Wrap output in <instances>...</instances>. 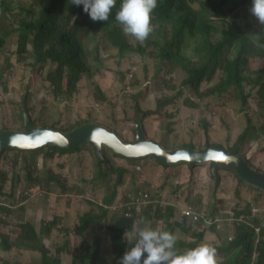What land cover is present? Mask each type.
Listing matches in <instances>:
<instances>
[{"label":"rangeland","instance_id":"374dc122","mask_svg":"<svg viewBox=\"0 0 264 264\" xmlns=\"http://www.w3.org/2000/svg\"><path fill=\"white\" fill-rule=\"evenodd\" d=\"M49 1L0 0V132H24L25 116L37 128H54L62 133L98 124L129 143L135 142L140 128L147 140L151 137L149 141L167 151L216 147L230 153L237 148L253 170L264 174V109L258 105L256 90L248 95L250 82L243 83L244 96H249L247 103L239 97L235 85L222 93L216 87L225 79L221 71L199 89L183 86L188 77L184 69L204 63L196 50L201 43L198 36L186 34L182 43L174 45L173 56L162 59L158 44L172 38V22L158 9L151 14L153 32L143 44L126 36L119 23L127 43L120 47L113 44L110 29L105 26L78 32L81 58L90 76L81 75L74 95L68 96L65 82L63 92L55 95L47 76L57 65L49 61L41 66L31 44L25 54L19 53L18 44L20 22L36 20ZM120 2L116 0L115 8ZM235 4L236 0H192L190 7L194 15L222 26ZM261 30L264 32V28ZM131 45L138 50H131ZM249 67L261 68L264 62L250 59ZM255 77L252 74L250 79ZM52 147L34 152L7 149L0 155V264H54L57 254L61 264H73L92 248L99 264H118L106 232L125 210L135 221L144 217L152 228L175 234V246L179 247V242L194 247L212 244L217 249L218 264L233 255L236 259L243 255L241 248L231 247L238 223L246 222L253 228L254 220H258L264 230V190L240 181L233 170L196 165L194 168L206 167L203 181L192 172L182 186L165 179L159 182L160 190L151 191L150 180L144 175L159 177L156 172L130 169L123 163L128 159L106 147L101 150V158L89 144L64 155ZM146 160H152L161 174L173 168L153 157ZM118 164L129 171L115 166ZM120 175L117 198L110 207H104L103 200L112 194ZM187 179L182 176L180 180ZM126 192L137 193L131 199ZM160 192L167 204L162 208L156 199ZM175 202L177 207L172 206ZM187 206L193 209L197 221L182 217L181 210ZM84 222L89 224L87 230L76 234ZM43 232L47 242L43 241ZM26 234L36 238L27 240ZM18 243L31 250L15 247ZM7 246L10 248L3 250ZM187 249L180 247V252ZM259 256L260 251L255 249L250 264H255Z\"/></svg>","mask_w":264,"mask_h":264},{"label":"trees","instance_id":"16d2710c","mask_svg":"<svg viewBox=\"0 0 264 264\" xmlns=\"http://www.w3.org/2000/svg\"><path fill=\"white\" fill-rule=\"evenodd\" d=\"M191 1L157 0L155 9L160 11L163 18L172 22V38L170 41L164 42L163 45L158 44L160 57L162 59L172 57L174 45L182 43L186 34L198 36L201 47H197L196 50L199 61H204V63L201 66H191L184 69L188 77L183 86L199 89L204 81L211 80L215 73L217 75L221 71L225 79L216 87L222 93L227 92L231 86L235 85L239 91V97L243 99L244 103H247L248 95L251 91L256 90L258 105L264 109V67L256 69L249 67L250 59L260 58L264 62V32H262L258 22L252 20L249 15V0H236L235 7L227 14L225 24L222 26L205 17L194 15V11L190 7ZM118 9L112 10L106 22H94L83 11L82 5L71 4V0H50L49 4L39 11L36 20L20 22L18 28L19 53L25 54L28 45L31 44L36 61L41 66L49 61L55 63L57 67L48 74L47 81L54 88L55 95L63 92L65 82L66 93L68 96H72L77 90V83L81 75L90 76V70L81 58L83 48L78 43L77 33L83 30L91 32L105 26L110 29L113 44L116 47L127 44L120 27L117 25L118 22L115 20V13ZM234 9L235 11L232 12ZM2 44L3 40L0 39V48ZM130 49L137 51L138 47L135 48L131 45ZM252 74H255L256 77L250 79ZM245 81L250 82V91L246 96L243 93ZM244 136L239 138L240 142L243 141ZM52 149L59 155H64L77 151L79 148L62 150L52 147ZM237 178L241 181L238 176ZM121 184L122 175L115 183L112 194L103 200L104 207H110L116 200L117 189ZM103 215L106 217L105 211ZM133 224V218L123 215L114 224H109L107 227L106 237L109 238L111 251L119 260L129 247L124 234L131 230ZM254 224L253 228L248 226L246 222L237 224L235 238L231 240V247L235 250L241 248L243 255L240 259H236L233 255V257L219 264H250L255 249L260 251V256L254 263L264 264V230L260 227L258 220H254ZM88 226L89 224L84 222L82 228H77L76 234L82 235ZM25 236L27 240L36 238L34 234H26ZM178 245L179 247L175 246L178 251H180V247L194 248L193 245L183 242H179ZM18 246L21 247L20 244ZM9 248V246L4 247L3 250ZM4 264L14 263L5 262ZM54 264H61L58 254L54 258ZM73 264H99L96 249L92 248L87 253H82Z\"/></svg>","mask_w":264,"mask_h":264},{"label":"clouds","instance_id":"9594fccd","mask_svg":"<svg viewBox=\"0 0 264 264\" xmlns=\"http://www.w3.org/2000/svg\"><path fill=\"white\" fill-rule=\"evenodd\" d=\"M71 4L82 5L92 21L106 22L116 7V0H71ZM156 7L157 0H121L115 20L126 36L143 44L153 32L151 14ZM248 12L264 28V0H249ZM133 225V230L124 234L130 246L119 264H218L217 249L210 243L180 252L175 247V234L152 228L144 217Z\"/></svg>","mask_w":264,"mask_h":264},{"label":"water","instance_id":"95a60500","mask_svg":"<svg viewBox=\"0 0 264 264\" xmlns=\"http://www.w3.org/2000/svg\"><path fill=\"white\" fill-rule=\"evenodd\" d=\"M24 132H15L12 130H4L0 132V155L7 149L20 150L23 152H34L52 145L62 150L76 149L84 144H89L94 149L95 153L101 158V146L98 141V134L101 133L103 137L110 139L113 142L117 141L123 144L125 147H141L143 145L154 147V151L142 154V155H128L118 151L114 147L108 145L106 148L110 149L116 155L131 160L139 161L147 157H153L154 160L160 162L164 166H174L177 164H188L192 167L196 165H209L211 170L216 168H226L233 170L237 176L244 182L250 185H254L264 190V174L253 170L249 164L239 155V149H235L230 153L216 148L209 147L201 151L194 149L182 148L167 151L162 149L159 144L147 140L143 131L138 128L136 139L134 143H129L121 139L115 132L102 127L98 124H86L70 133H62L54 128H37L26 116L24 117ZM49 133H58L65 140L63 144L52 142L50 139L40 141L41 137L48 135ZM23 136V138H19ZM25 140L35 143L33 148H21L16 144L17 140ZM167 152L163 154V152ZM233 158V159H230Z\"/></svg>","mask_w":264,"mask_h":264},{"label":"crops","instance_id":"0c3cea01","mask_svg":"<svg viewBox=\"0 0 264 264\" xmlns=\"http://www.w3.org/2000/svg\"><path fill=\"white\" fill-rule=\"evenodd\" d=\"M105 128H108V127H105ZM115 132V131H113ZM116 133V132H115ZM117 134V133H116ZM125 141L128 142L127 139H123ZM149 140H153L151 137H149ZM112 153V152H111ZM123 163H128L127 166L133 170H139L140 171L143 169V168H147L148 170L150 171H154L156 172L159 177H155V178H152L150 177L148 174L147 175H144L146 176L149 180H150V186H151V191H157L160 187V183L159 182H162L164 181L165 179H167L169 181L170 184H174V185H184L186 182L189 181V178L191 176V173H197L198 174V180H202L204 179V176L206 175L207 173V170H206V167H204L203 169L201 167H197V168H194L192 166H188L186 164H178V165H175V166H172L173 168L171 170H169V172H167L166 174H161L160 170L157 168L158 166L152 161V160H146L145 159H142L141 161H131V160H124ZM134 165V166H133ZM117 167H122L123 169H125L126 171H129V169L125 168L123 166V164H118V165H115ZM182 176H185L187 177V181H184V182H181V177ZM197 180V183L198 185H200V181ZM141 183H142V175H141V179H140ZM160 190V189H159ZM137 192H134V193H130V192H126V196L127 197H132L136 194ZM157 199L159 202H161L163 205H167L166 202L164 201L163 199V195L161 194H158L157 195ZM177 202L173 203L172 206L173 207H177L176 204ZM186 228H187V231L188 233H191L193 230L190 229L189 226L186 225ZM132 229V228H131ZM131 231V230H129ZM39 233V231H37ZM43 241L44 242H47L46 240V236H45V233L43 232ZM19 244V243H18ZM17 244V246L15 247H18L20 249H24V250H29V249H25V248H22V247H19ZM130 246V245H129Z\"/></svg>","mask_w":264,"mask_h":264},{"label":"bare ground","instance_id":"6f19581e","mask_svg":"<svg viewBox=\"0 0 264 264\" xmlns=\"http://www.w3.org/2000/svg\"><path fill=\"white\" fill-rule=\"evenodd\" d=\"M98 136L99 137L97 139L101 143L100 144L101 148L107 147L108 145H110L114 147L115 149H117L118 151L123 152L128 155H142V154H147V153L154 151V147L152 146L143 145L141 147H136V148L125 147L123 144L119 143L118 141L116 143V142L111 141L108 138L103 137L101 133H99ZM19 138H23V136H20ZM47 139H50L52 142L58 143V144H63L65 142L64 138L60 136L58 133H49L48 135L41 137L40 141L42 142ZM16 144L19 145V147L26 148V149L33 148L36 146L35 143L33 142L20 140V139L16 141ZM166 153L167 152L165 151L163 152V154H166ZM230 159H233V158H230Z\"/></svg>","mask_w":264,"mask_h":264},{"label":"built area","instance_id":"2783aa9c","mask_svg":"<svg viewBox=\"0 0 264 264\" xmlns=\"http://www.w3.org/2000/svg\"><path fill=\"white\" fill-rule=\"evenodd\" d=\"M134 197H135V195L130 197V198L134 199ZM144 198L148 199L149 197H148V195L145 194ZM156 199H157V196H156ZM157 202H159L158 199H157ZM160 207L161 208L163 207V204L161 202H160ZM124 215H126V217L133 218L134 221H135V218L132 217V216H129V214L127 213L126 210H125V214ZM181 215H182V217L191 219L193 221H197V219H198L196 214H195V212L193 211V209L191 207H188V206L181 210Z\"/></svg>","mask_w":264,"mask_h":264}]
</instances>
